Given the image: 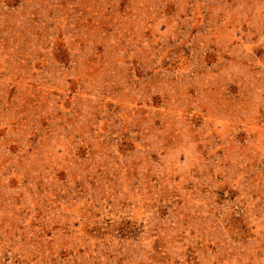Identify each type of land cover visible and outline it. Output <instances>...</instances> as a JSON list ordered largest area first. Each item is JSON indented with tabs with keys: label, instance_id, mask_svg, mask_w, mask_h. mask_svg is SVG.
Returning <instances> with one entry per match:
<instances>
[{
	"label": "rangeland",
	"instance_id": "374dc122",
	"mask_svg": "<svg viewBox=\"0 0 264 264\" xmlns=\"http://www.w3.org/2000/svg\"><path fill=\"white\" fill-rule=\"evenodd\" d=\"M0 264H264V0H0Z\"/></svg>",
	"mask_w": 264,
	"mask_h": 264
}]
</instances>
